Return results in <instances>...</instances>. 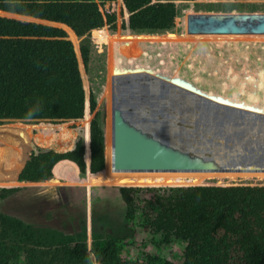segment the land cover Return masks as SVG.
<instances>
[{
    "label": "trees",
    "instance_id": "1",
    "mask_svg": "<svg viewBox=\"0 0 264 264\" xmlns=\"http://www.w3.org/2000/svg\"><path fill=\"white\" fill-rule=\"evenodd\" d=\"M108 1L113 0H0L1 11L33 18L26 20L0 15V125L6 120L59 123L78 121L84 115L86 117V154L83 137L76 132L62 128L60 132L54 133L46 129L39 138L51 139L52 146L45 147L33 141L34 147L20 158L15 180H46L54 175V171L56 173L64 167V164H58L64 160L72 162L69 165L82 173L87 170L85 156L88 157L90 153L89 114L74 46L78 49V36L82 41L83 59L88 63L90 48L84 40L94 32L104 28L132 31L171 29L178 17V3L183 2L122 0L120 11L116 12L105 9ZM241 21V18H237L234 24ZM246 31L240 24L228 33V37L245 40L243 45L251 44L256 39H250L249 35H264V23L260 21L257 31ZM211 35L210 38L214 39L215 34ZM258 40H264V36ZM96 107V100L91 95L92 112ZM260 112L243 109L241 115L245 121L256 124L259 133L255 139L264 141V111ZM246 115L253 117L250 120L245 118ZM6 134L7 131L0 128L2 158L12 150ZM135 144L137 142L121 146L119 160L114 150L107 163L104 129L98 114L92 119L90 170L98 173L105 169L107 179L124 184L120 190L126 206L127 227L140 215L139 197L136 194L142 188L125 185L135 182L167 183L183 176L206 179L264 174V168L251 171L242 170L245 168L231 170L222 165L206 166L205 156L191 157L176 140H171V149L181 154L179 166L139 165L133 160H126L127 156L133 158L136 154L130 150ZM246 144L248 142L243 145ZM118 162L124 169L117 168ZM21 190L20 186H0V264H18L16 261H20L21 257L24 263L19 264H57L64 258L93 264V252L107 264L116 256L117 243L112 239L101 249H90L82 242H76L72 247L59 243L48 244L43 239L47 236L44 227L29 224L2 211V202ZM146 202L145 207L150 210L146 216L151 214L149 219H145L150 221L149 227L161 232L164 241L174 236L187 242L183 251L184 264H264V184L160 186L154 188ZM52 210L60 216L66 213L61 211L65 210V206L58 203L52 204Z\"/></svg>",
    "mask_w": 264,
    "mask_h": 264
},
{
    "label": "rangeland",
    "instance_id": "2",
    "mask_svg": "<svg viewBox=\"0 0 264 264\" xmlns=\"http://www.w3.org/2000/svg\"><path fill=\"white\" fill-rule=\"evenodd\" d=\"M121 1H108L105 9L119 12ZM0 15L33 19L1 10ZM237 18L242 21L236 25ZM260 21L264 23V0L183 1L178 3V17L171 29L104 28L94 32L84 40L90 48L88 63L83 59L82 41L77 35L78 49L74 46L87 97L89 145L91 121L98 114L105 132L107 163L110 162L114 150L120 151L122 132L118 115L123 109L127 118L131 117L127 111H142L145 118H149L150 111H167L166 117L161 116L160 120L167 122L170 144L171 140H176L188 153L206 154L210 136L203 123L215 115L214 111H219V118H224L220 134L222 142L240 139V128L235 121L242 119V110L264 111V83H261L264 81V40H258L264 35L250 34L249 38L256 40L243 45L245 40L229 39L228 33L240 24L246 32L257 31ZM211 34H215L214 39L210 38ZM91 95L97 103L94 112ZM207 111L212 115L208 117ZM85 118L84 115L78 121L59 123L6 120L0 125L7 131L12 147L8 156H0V186L22 187L2 202L1 209L29 224L44 227L47 236L43 239L48 244L72 247L76 242H82L90 249H101L112 239L117 243L118 251L107 264H184L183 251L187 242L174 236L164 241L162 233L149 227L150 221H145L151 216H146L150 210L145 206L154 188L217 183L225 179L227 182L264 184L263 173L240 178L183 176L167 183H131L125 186L142 188L136 194L140 215L127 227L125 202L111 191H106L110 195L101 196L97 189L99 185L68 184V180L62 178H52L48 182L14 179L20 158L34 147L33 141L45 147L52 146L51 139L39 138L46 129L54 133L62 128L76 132L83 137L86 154ZM225 120L232 121L226 123ZM210 131L212 139L219 138L213 129ZM107 182L110 186L119 185L110 179ZM53 203L65 206L61 211L66 213L57 215L52 210ZM92 255L93 264H104L99 255L95 252ZM16 263H24V259L21 257ZM57 264L83 263L64 258Z\"/></svg>",
    "mask_w": 264,
    "mask_h": 264
},
{
    "label": "water",
    "instance_id": "3",
    "mask_svg": "<svg viewBox=\"0 0 264 264\" xmlns=\"http://www.w3.org/2000/svg\"><path fill=\"white\" fill-rule=\"evenodd\" d=\"M123 82H126L124 78ZM208 112L209 111H207L206 114L209 117V115L211 116L212 114ZM229 112L232 113V111H227L226 113ZM127 113L130 114V118H127L125 109L120 111V114L118 115L120 131L122 132L120 147H125L126 145L124 144L137 142V144L130 147V150H133L136 154L133 155V158H130V155L127 156V161L133 160L136 164L148 166H179L181 164V154L173 152L171 149L170 138L167 132V122L164 123L165 121L161 122L162 120H160L161 116L164 118L166 117L167 111H150L149 118L146 117L147 119L142 116V111H127ZM214 113L215 115H212V118L206 119V122L203 123L208 127V136H210L207 139L208 143L206 142V154L189 153V155L191 157L205 156L204 165L211 161H217V164L223 163L224 166L264 167V141L255 139V136L259 133L256 124H250L251 121H245V119L235 121L240 128L241 136H239V143L237 144L234 142L235 145L231 144L229 146L228 142L226 143V146L222 143V146L217 148L215 146L220 144L218 141L219 138L215 137L212 139V136L209 135V133L211 132L210 129H213L215 134L219 136L222 131V122L224 118H219V111H214ZM251 117L246 115L245 118L250 119ZM231 121L232 120H225L226 123ZM242 122L247 124H243ZM211 126L213 128H211ZM243 141L244 143L248 142V144L243 145ZM221 148L224 152H227L228 149H231L234 152H223L224 154L221 153L219 155L218 150ZM217 155L218 157H216Z\"/></svg>",
    "mask_w": 264,
    "mask_h": 264
},
{
    "label": "crops",
    "instance_id": "4",
    "mask_svg": "<svg viewBox=\"0 0 264 264\" xmlns=\"http://www.w3.org/2000/svg\"><path fill=\"white\" fill-rule=\"evenodd\" d=\"M218 137H219L218 141H219L220 144L218 146H215V147H217V148L221 147L222 143L226 146L227 141L225 140V141L222 142L221 141V136L219 135ZM234 142H236L237 144L239 143V141H237V140H233V143L231 141H229L228 142V146L231 145V144L235 145ZM89 148H90V145H89ZM230 151H232V150L231 149L227 150V152H230ZM223 152L224 151H222V148L220 150H218L219 155L221 153H223ZM227 152H224V153H227ZM116 154H117V160H119L118 158H120V152L119 153L117 152ZM216 157H218V155ZM61 163L64 164V167L59 168L56 173L54 171V175L52 177H50V178H48L46 180H43V181H39V182H48L52 178H60V179L62 178V179L68 180L66 182L68 184H82V186L99 185L100 187H98L97 189L100 190V195L101 196L110 195L106 191H111V192H113L114 195L121 196L120 187L123 184H119L117 186H110L109 183L107 182V177H106V175L104 173L105 169L100 171V172H98V173H92L91 172V170H90L91 150H90L89 156L88 157L86 156V164L89 167L88 172L86 170L87 173L86 172L82 173L78 168L76 169L74 166L69 165V164H72V162L64 160V161H60L58 164H61ZM207 164L208 165H213V166H218V167H221V165H222L224 168H230L231 170H235V169H232V168H240V169L245 168V169H242V170L256 171V170H258L256 168H264V167H255V166H224L223 163L222 164H217V161H214V162L211 161V162H208ZM207 164H206V166H208ZM118 166H120V162H118ZM118 166H117V168L124 169L123 166H120V167H118ZM154 168H157V167H154ZM160 168H162V167H160ZM238 178H240V177H238ZM19 182H23V181H19ZM232 183L233 184H255L254 182L253 183L252 182L251 183H249V182H227L226 179H225L224 182L209 183V184H232Z\"/></svg>",
    "mask_w": 264,
    "mask_h": 264
}]
</instances>
